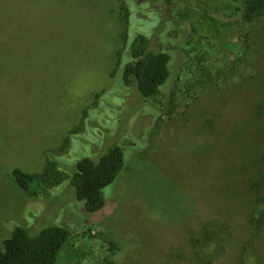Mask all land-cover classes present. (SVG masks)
<instances>
[{
    "label": "rangeland",
    "instance_id": "rangeland-1",
    "mask_svg": "<svg viewBox=\"0 0 264 264\" xmlns=\"http://www.w3.org/2000/svg\"><path fill=\"white\" fill-rule=\"evenodd\" d=\"M237 5L0 0V249L18 226H61L72 236L56 264H189L171 255L186 225L221 218L236 232L217 264H264V229L250 222L264 175V17L246 21ZM138 34L171 55L154 98L123 80ZM114 146L125 167L89 212L72 176ZM49 158L70 178L22 189L14 170L42 172Z\"/></svg>",
    "mask_w": 264,
    "mask_h": 264
},
{
    "label": "trees",
    "instance_id": "trees-1",
    "mask_svg": "<svg viewBox=\"0 0 264 264\" xmlns=\"http://www.w3.org/2000/svg\"><path fill=\"white\" fill-rule=\"evenodd\" d=\"M235 2H238L237 15L246 21L264 17V0ZM125 11L128 25L130 9L126 8ZM128 31L127 26L125 49L129 43ZM151 46L152 40L148 36L136 35L130 46L132 60L126 63L123 72L124 83L129 87L136 85L146 99L156 97L171 77L170 53L163 49L156 51ZM67 141L59 150L68 148ZM124 167L125 152L121 146L111 148L99 161L89 157L79 160L71 179L77 200L84 202L89 212L102 210L107 200L105 189L118 179ZM14 176L18 185L33 195L48 193L70 178L51 158L47 159L42 172L28 173L15 169ZM252 188L255 192V212L250 222L260 232L264 229V175L252 184ZM185 229V241L175 244L171 255L189 264H217L228 254L234 242L233 233L236 232L231 224L221 218H212L206 222L201 220L197 227L188 228L186 225ZM71 236V231L61 226L46 227L37 235L31 234L26 227L18 226L11 237L3 240L0 264H56ZM248 242L251 244L252 241Z\"/></svg>",
    "mask_w": 264,
    "mask_h": 264
}]
</instances>
